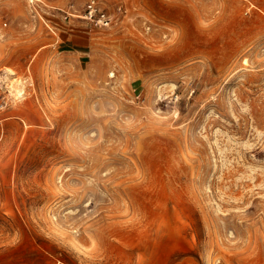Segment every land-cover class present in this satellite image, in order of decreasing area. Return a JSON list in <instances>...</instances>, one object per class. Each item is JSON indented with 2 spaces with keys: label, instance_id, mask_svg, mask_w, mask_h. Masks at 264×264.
<instances>
[{
  "label": "rangeland",
  "instance_id": "374dc122",
  "mask_svg": "<svg viewBox=\"0 0 264 264\" xmlns=\"http://www.w3.org/2000/svg\"><path fill=\"white\" fill-rule=\"evenodd\" d=\"M0 0V264H264V0Z\"/></svg>",
  "mask_w": 264,
  "mask_h": 264
},
{
  "label": "built area",
  "instance_id": "2783aa9c",
  "mask_svg": "<svg viewBox=\"0 0 264 264\" xmlns=\"http://www.w3.org/2000/svg\"><path fill=\"white\" fill-rule=\"evenodd\" d=\"M89 13H90V17L94 20V21H98L99 24H105V25H109L110 24V20L108 18V16L106 14H99L98 13V6L96 4V0H92L89 4Z\"/></svg>",
  "mask_w": 264,
  "mask_h": 264
}]
</instances>
